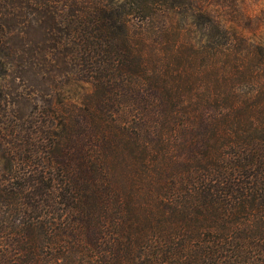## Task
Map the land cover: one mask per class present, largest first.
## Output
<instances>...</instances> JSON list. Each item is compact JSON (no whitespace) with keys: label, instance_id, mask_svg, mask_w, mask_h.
<instances>
[{"label":"trees","instance_id":"16d2710c","mask_svg":"<svg viewBox=\"0 0 264 264\" xmlns=\"http://www.w3.org/2000/svg\"><path fill=\"white\" fill-rule=\"evenodd\" d=\"M221 11L0 0V264H264V45Z\"/></svg>","mask_w":264,"mask_h":264},{"label":"rangeland","instance_id":"374dc122","mask_svg":"<svg viewBox=\"0 0 264 264\" xmlns=\"http://www.w3.org/2000/svg\"><path fill=\"white\" fill-rule=\"evenodd\" d=\"M185 7L207 6L211 10L228 9L229 26L252 42L264 45V0H183ZM222 8V9H221ZM197 12V10H196Z\"/></svg>","mask_w":264,"mask_h":264}]
</instances>
